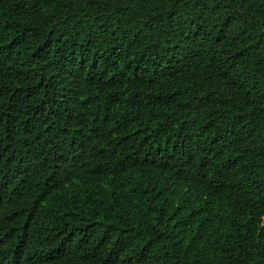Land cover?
Wrapping results in <instances>:
<instances>
[{"label":"trees","instance_id":"16d2710c","mask_svg":"<svg viewBox=\"0 0 264 264\" xmlns=\"http://www.w3.org/2000/svg\"><path fill=\"white\" fill-rule=\"evenodd\" d=\"M0 264H264V0H0Z\"/></svg>","mask_w":264,"mask_h":264},{"label":"clouds","instance_id":"9594fccd","mask_svg":"<svg viewBox=\"0 0 264 264\" xmlns=\"http://www.w3.org/2000/svg\"><path fill=\"white\" fill-rule=\"evenodd\" d=\"M75 211L77 212V210H76V209H75ZM74 226H76V227H77V225H75V224H74Z\"/></svg>","mask_w":264,"mask_h":264}]
</instances>
